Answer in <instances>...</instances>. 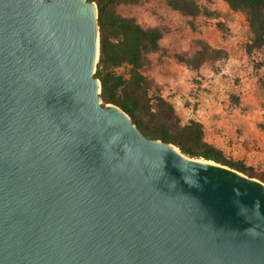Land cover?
I'll return each instance as SVG.
<instances>
[{
  "label": "water",
  "instance_id": "water-1",
  "mask_svg": "<svg viewBox=\"0 0 264 264\" xmlns=\"http://www.w3.org/2000/svg\"><path fill=\"white\" fill-rule=\"evenodd\" d=\"M98 6L0 0V264H264V182L104 104Z\"/></svg>",
  "mask_w": 264,
  "mask_h": 264
},
{
  "label": "rangeland",
  "instance_id": "rangeland-1",
  "mask_svg": "<svg viewBox=\"0 0 264 264\" xmlns=\"http://www.w3.org/2000/svg\"><path fill=\"white\" fill-rule=\"evenodd\" d=\"M196 1L218 16L193 18L167 0L119 4L117 10L143 27L163 30L159 50L146 55L141 70L151 85V103L157 97L171 102L181 124L202 122L207 143L264 177V46L246 51L251 33L243 12L231 10L223 0ZM203 44L223 49L227 56L207 58L200 66L180 61L179 56L191 57ZM129 70L123 65L116 72L128 78Z\"/></svg>",
  "mask_w": 264,
  "mask_h": 264
},
{
  "label": "trees",
  "instance_id": "trees-1",
  "mask_svg": "<svg viewBox=\"0 0 264 264\" xmlns=\"http://www.w3.org/2000/svg\"><path fill=\"white\" fill-rule=\"evenodd\" d=\"M98 6L100 30V58L95 77L101 81V98L104 104L119 106L131 118L137 128L149 139L161 140L177 146L182 153L195 158L214 160L222 165L239 170L264 182V177L255 174L243 162L227 159L221 150L204 140L202 122L190 120L181 124L171 102L157 97L151 103L148 95L149 80L141 72L146 55L159 50L163 30L158 27H143L136 18L118 12L119 4H136L141 0H89ZM213 1V0H207ZM233 11L243 12L251 33L246 46L248 53L264 46V0H223ZM169 6L193 18L204 14L217 17L218 12L202 8L196 0H167ZM202 49L191 57L179 56L180 61L194 66L207 58L227 56L223 49L203 44ZM130 66L129 77L117 74L120 66Z\"/></svg>",
  "mask_w": 264,
  "mask_h": 264
},
{
  "label": "bare ground",
  "instance_id": "bare-ground-1",
  "mask_svg": "<svg viewBox=\"0 0 264 264\" xmlns=\"http://www.w3.org/2000/svg\"><path fill=\"white\" fill-rule=\"evenodd\" d=\"M201 160H203V159H201Z\"/></svg>",
  "mask_w": 264,
  "mask_h": 264
},
{
  "label": "crops",
  "instance_id": "crops-1",
  "mask_svg": "<svg viewBox=\"0 0 264 264\" xmlns=\"http://www.w3.org/2000/svg\"><path fill=\"white\" fill-rule=\"evenodd\" d=\"M212 11H214V10H212Z\"/></svg>",
  "mask_w": 264,
  "mask_h": 264
}]
</instances>
